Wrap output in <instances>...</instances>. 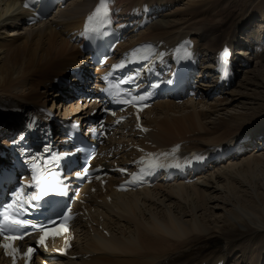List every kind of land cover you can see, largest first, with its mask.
Segmentation results:
<instances>
[{"label":"bare ground","instance_id":"bare-ground-1","mask_svg":"<svg viewBox=\"0 0 264 264\" xmlns=\"http://www.w3.org/2000/svg\"><path fill=\"white\" fill-rule=\"evenodd\" d=\"M20 1L0 0V105L16 101L54 106L49 97L52 79L77 64V48L64 33L80 24L89 0L70 3L59 12L61 21L54 19L24 30L15 27L12 17ZM140 1L120 0V4L124 7ZM219 1L202 0L200 4L189 0L185 8L166 13L146 29L142 39L171 43L177 35L197 30L206 35L199 48L209 51L232 42L238 28L255 20L247 5H253L257 15L264 14V0ZM175 2L162 0L167 8ZM4 29L9 30L5 36ZM14 44L21 45L4 57L6 48ZM227 97L233 98L231 104L218 100L205 109L158 104L155 115L147 120L154 129L150 141L169 146L180 140L184 147L204 149L219 139L242 136L249 128L263 125L264 55L250 65ZM233 103L239 106V113L226 112ZM216 172L189 186L172 184L154 195L146 191L128 197L111 192L103 206L87 207L92 213L89 221L83 220L76 229L80 250L88 255L81 264H202L211 263L222 251L238 249L255 253L259 260L258 248H264V152ZM84 232L90 238L83 240ZM0 264H4L1 257Z\"/></svg>","mask_w":264,"mask_h":264},{"label":"snow or ice","instance_id":"snow-or-ice-1","mask_svg":"<svg viewBox=\"0 0 264 264\" xmlns=\"http://www.w3.org/2000/svg\"><path fill=\"white\" fill-rule=\"evenodd\" d=\"M28 3L25 4V7H28ZM108 5L106 3V0H100L99 5L96 7L95 11L90 14L87 17L86 23H85V32L86 33H94L98 30V26L100 24H102L105 21V18L108 14ZM177 51H179V49H177ZM226 51V50H225ZM133 56L137 57L138 60H147L149 58V56L151 55V48H144V49H136L133 51L132 53ZM125 67L124 63H120L118 65H114L113 66V72L110 73L109 75L114 74V72L117 69H121ZM106 79V78H105ZM129 79H132V77H129ZM121 82H127L125 80H121ZM153 87H156V85H153ZM148 98L147 95H138V96H133L131 100H121V103L124 104H130L133 103L134 101H145ZM115 99V97H114ZM146 106V105H145ZM138 110H139V106H138ZM137 120L139 121V116L137 117ZM137 127H140L139 123L137 124ZM141 131H148L145 128H141ZM23 136H21V140H23ZM179 145L174 146L171 149V152H165V153H160V156L163 157H168L170 155L175 154L178 149H179ZM67 157H63L62 159H66ZM194 159H198V160H202L203 157H194ZM31 163H33V165H35V160L33 159V161H31ZM146 163V168L147 169H152L153 167H160L162 166L160 164V161L156 158V154H150L149 159L145 162ZM170 167L172 165H169ZM176 167H179V165H175ZM145 169H141V171L143 172ZM45 171L47 172L48 169H45ZM121 172H125L126 169H120ZM84 174L87 175V169H84ZM76 177L79 178L81 173L79 171H77L75 173ZM137 179L136 175L133 174V180L135 181ZM32 180L35 181V187L37 189V191L34 194H31L28 196L27 198V202L29 204H32L33 207H35L38 204H41L45 197H49L50 195H66L67 194V186L66 185H62L60 180H55L54 178L51 179H45L43 177H41L40 179H37L36 175L32 176ZM59 185V186H58ZM13 197L15 198L13 203L8 205V208H13L14 205L16 206V210L17 212L23 211V206L25 204V201L20 199V190H17L16 192H14ZM35 202V203H32ZM54 227L52 231H49L48 229H46L44 226H39L40 227V231L43 233L40 237L39 240L37 241L38 244L40 245H45L46 244V240L49 237H55L63 232L67 231V228L61 224L59 226H55V222H53ZM31 226L32 228H36L37 225L32 224V222L28 219H20L17 218L16 216H12L7 214V210L5 211V214L3 215V220L0 221V233H4L6 230L8 231H16L18 232L21 229H26L27 227ZM23 236L22 235H10V236H6L5 239L7 240H18V239H22ZM3 247L7 250L10 245L8 244H4ZM18 251L17 249L13 248L12 249V253ZM33 248L31 246L28 247L27 251L23 253V255L25 257H30L33 253ZM12 253L7 252L6 254L11 255Z\"/></svg>","mask_w":264,"mask_h":264},{"label":"rangeland","instance_id":"rangeland-1","mask_svg":"<svg viewBox=\"0 0 264 264\" xmlns=\"http://www.w3.org/2000/svg\"><path fill=\"white\" fill-rule=\"evenodd\" d=\"M191 1H193V0H191ZM194 1H199L200 2V4L202 3V0H194ZM220 1H222V0H220ZM219 1V2H220ZM251 5L249 4V5H247L246 7H250ZM250 11H254V8L252 9H250ZM8 33H9V30L7 31ZM7 33V34H8ZM17 45H21V44H14L13 46H8L7 48H6V50H5V53H4V57H6L7 55H9L10 54V52L12 51V49H14L15 47H17ZM44 49L45 48H47V47H43ZM52 48H54V47H51V51L52 52H54V50L52 49ZM252 93H254L256 96H257V94H256V92L254 91V89H253V92ZM235 104V103H234ZM232 105V106H235V108L238 106V105ZM237 109V108H236ZM264 110V108L261 110V112ZM234 111H236V112H240L239 110H234Z\"/></svg>","mask_w":264,"mask_h":264}]
</instances>
